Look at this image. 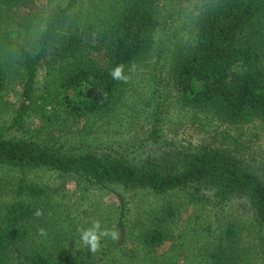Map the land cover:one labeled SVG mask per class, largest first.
I'll list each match as a JSON object with an SVG mask.
<instances>
[{"label":"trees","instance_id":"obj_1","mask_svg":"<svg viewBox=\"0 0 264 264\" xmlns=\"http://www.w3.org/2000/svg\"><path fill=\"white\" fill-rule=\"evenodd\" d=\"M78 1L67 0L53 11L30 49L14 41L15 33L8 35L12 45L0 39V107L9 72L20 71L25 77L17 107L0 121V167L21 175L16 182L0 180V264L11 251L23 247L29 250L17 256L18 264H94L81 252L74 253L76 249L37 243L31 228L37 217L33 203L43 190L28 184L22 174L38 169L80 180L85 190L116 186L151 195L184 191L203 202L211 201L203 191H212V204L218 209L231 198L243 197L258 232H264V180L224 149L178 151L175 159L163 163L150 158L140 162L127 151H71L75 147L67 143L71 142L68 132L80 119L108 115L127 87L131 70L153 48L160 25L158 7L168 0H91L84 13L74 11ZM27 2L0 0V11ZM45 64L51 80L37 88V71ZM121 65L126 80L111 75ZM167 80L184 107L208 112L228 125L264 124V0H207L194 22L189 45L173 58ZM155 108L141 144L158 142L160 106ZM34 114L35 127L30 129L26 125ZM16 131L24 137L9 136ZM115 194L120 206L114 224L91 219L85 229L98 221L99 232L107 233L99 239L100 264H138L134 256L123 258L120 242L113 241L114 229L124 227L126 216L123 195ZM175 216L171 207H164L152 225L142 229L140 243L145 250L157 249L169 239L166 226ZM205 228L202 238L211 239L205 263L229 264L224 250L233 243V226L228 225L221 237L229 241L225 248L219 246L221 238L219 243L212 241L216 229ZM261 246L264 264V243ZM85 247L91 250L90 245ZM171 264H179V259Z\"/></svg>","mask_w":264,"mask_h":264},{"label":"rangeland","instance_id":"obj_2","mask_svg":"<svg viewBox=\"0 0 264 264\" xmlns=\"http://www.w3.org/2000/svg\"><path fill=\"white\" fill-rule=\"evenodd\" d=\"M91 0H79L74 11L84 13ZM207 0H168L158 7L160 25L155 33V43L144 60L130 73V80L113 110L102 118L80 119L67 134V142L74 153H110L127 151L133 159H154L163 163L175 159L178 151L190 152L202 147L224 149L238 157L244 168L264 180V124L258 121L242 125L220 122L205 111H194L177 102L167 77L175 55L184 51L190 43L193 26ZM67 0H28L24 6L0 11V39L9 42L8 35L15 33V42L30 49L34 37L43 28L47 17L63 7ZM17 48L12 49V52ZM45 64L37 71L36 87L51 80ZM50 79V80H49ZM49 80V81H48ZM25 77L19 71H10L6 94L0 107V121L11 115L18 105ZM160 96V97H159ZM155 105H159V139L141 144L153 123ZM35 116L26 125L35 127ZM24 133H9L15 138ZM20 173L0 167V180L16 182ZM28 184L43 190L35 199L34 206L42 215L32 220L31 228L37 243H59L76 249L88 256L94 264H100L99 250L85 251L82 240L87 230V221L105 219L114 224L118 218L120 202L115 192L123 195L126 216L124 227L114 229L113 234L125 252L123 258L134 256L140 264H171L174 258L179 264H206L204 254L210 250L211 239H203L202 231L210 227L215 230L213 243H219L228 225L235 231L229 249V264H262L264 232H258L248 207L247 199L231 198L220 209L213 207L212 191L203 193L211 200L188 196L184 191H173L162 195H151L142 190H123L111 186V190L88 187L74 178H66L47 169L31 170L22 174ZM114 190V191H113ZM0 201L1 197H0ZM171 207L175 219L166 226L168 240L152 251L145 250L140 243L142 229L152 225L158 212ZM37 212V211H36ZM43 229L46 235H40ZM191 230V231H190ZM102 231V229H101ZM229 244L224 240L221 248ZM29 250L27 247L11 251L4 264H18L17 256ZM178 254V255H177ZM138 263V264H139ZM123 264V263H119Z\"/></svg>","mask_w":264,"mask_h":264},{"label":"clouds","instance_id":"obj_3","mask_svg":"<svg viewBox=\"0 0 264 264\" xmlns=\"http://www.w3.org/2000/svg\"><path fill=\"white\" fill-rule=\"evenodd\" d=\"M111 75L113 76L114 79H118V80H126L127 79L122 75V65L117 67L116 70L111 73ZM35 214H36V216L42 215L41 211H39V210H37V212ZM99 229H100V224L98 221H96V222H94L93 228L85 231L83 233V236H82L83 242L86 245H90L91 251H93V252L97 251L99 248L100 236L107 235L106 232H99ZM98 233H99V235H98ZM39 234L40 235H46V233L44 232L43 229L39 230ZM113 238H116L115 234H113Z\"/></svg>","mask_w":264,"mask_h":264}]
</instances>
